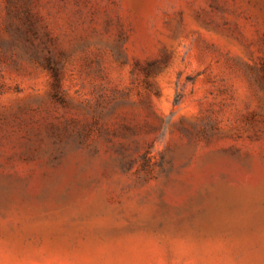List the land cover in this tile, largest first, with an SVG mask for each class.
<instances>
[{
  "label": "rangeland",
  "instance_id": "obj_1",
  "mask_svg": "<svg viewBox=\"0 0 264 264\" xmlns=\"http://www.w3.org/2000/svg\"><path fill=\"white\" fill-rule=\"evenodd\" d=\"M0 264H264V0H0Z\"/></svg>",
  "mask_w": 264,
  "mask_h": 264
}]
</instances>
